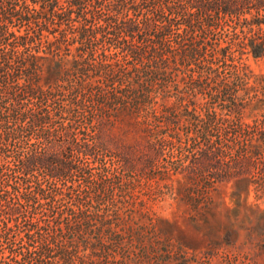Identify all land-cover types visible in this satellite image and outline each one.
Here are the masks:
<instances>
[{"label":"trees","instance_id":"trees-1","mask_svg":"<svg viewBox=\"0 0 264 264\" xmlns=\"http://www.w3.org/2000/svg\"><path fill=\"white\" fill-rule=\"evenodd\" d=\"M244 56L264 61V0H0V264H120L134 192L199 210L215 183L264 182Z\"/></svg>","mask_w":264,"mask_h":264},{"label":"rangeland","instance_id":"rangeland-1","mask_svg":"<svg viewBox=\"0 0 264 264\" xmlns=\"http://www.w3.org/2000/svg\"><path fill=\"white\" fill-rule=\"evenodd\" d=\"M243 58L252 75L250 83L264 75L263 60ZM206 100L210 98L202 101ZM223 105V101L214 105L221 114H225L220 109ZM245 114L243 121L251 123L254 114ZM105 159L109 161V157ZM165 159H169L168 149L157 165L169 171ZM118 170L122 176L126 174ZM172 179L173 187H177L180 176ZM253 181L258 182L251 185L246 180L232 179L215 183L207 204L199 210L174 189L154 195L134 192L136 208L141 211L134 214V219L143 225L139 239L125 240L108 260L120 264H264V194L259 187L264 182L258 176ZM133 227L136 229V225ZM79 254L88 252L79 250Z\"/></svg>","mask_w":264,"mask_h":264}]
</instances>
